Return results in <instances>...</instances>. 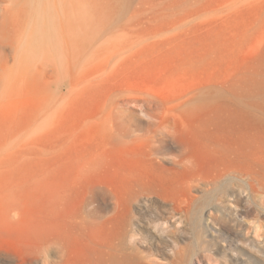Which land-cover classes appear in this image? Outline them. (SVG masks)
<instances>
[{
	"label": "rangeland",
	"instance_id": "1",
	"mask_svg": "<svg viewBox=\"0 0 264 264\" xmlns=\"http://www.w3.org/2000/svg\"><path fill=\"white\" fill-rule=\"evenodd\" d=\"M118 1L99 0L100 17L105 9H116ZM147 7L144 0H132L118 9L116 19L106 22L94 46L85 49L71 87H57L61 97L48 108L46 121H37L26 161L18 168L5 167L2 184L18 179L21 193L29 191L35 205L48 189L64 188L71 211L81 207L89 185H101L106 193L97 192L90 207L102 211L105 229L118 232L127 214L122 200L128 176L159 185L165 200L177 202L190 178L205 192L217 154L200 148L212 147L211 137L238 138L232 145L244 158L264 153V121L231 103L187 114L178 111L201 88H228L263 72L264 0H200L191 10L155 15L146 13ZM158 124L168 125L180 137L187 131L192 141L191 154L179 166L170 163L178 149L170 150L164 171L145 162L135 138ZM116 137L122 141L113 143ZM26 167L27 175L34 173L40 182L32 189L18 176ZM247 181L242 190L248 200L216 196L224 214L212 216L213 226L199 223L197 231L191 216L177 215L170 222L169 205L140 204L131 220L138 232L125 238V250L129 253L135 244L149 264H171L178 252L196 264L199 259L227 264L217 248L229 244V228L234 227L264 252V190L253 191ZM228 216H237L238 223L230 224ZM20 248L13 231L0 229V264H13L7 259H15Z\"/></svg>",
	"mask_w": 264,
	"mask_h": 264
},
{
	"label": "bare ground",
	"instance_id": "2",
	"mask_svg": "<svg viewBox=\"0 0 264 264\" xmlns=\"http://www.w3.org/2000/svg\"><path fill=\"white\" fill-rule=\"evenodd\" d=\"M131 1L115 2L116 9H105L101 18L99 0H0V229L13 231L21 241L19 255L11 261L7 259L10 263L41 264L44 257L45 264H149L136 251L135 244L130 246L129 253L124 248L125 238L138 232L131 220L132 211L140 204L169 205L170 222H175L177 215L186 219L191 216L197 231L199 223L213 226L212 216L224 214L221 202H215L216 196L224 201L248 200L242 190L246 179L251 180L247 183L253 191L264 190V153L241 157L240 149L232 145L238 138L226 140L219 136L211 137L212 147L200 148L217 154V166L206 178L205 192L190 178L182 185V198L170 203L162 197L159 185L140 176H128V190L122 200L127 214L118 232L105 229L102 211L90 207L97 192L106 193L101 185H89L81 207L71 211L66 208L64 188L48 189L35 205L29 191L21 193L18 179L1 183L5 167L18 168L17 164L29 156L37 121L45 122L48 108L61 97L57 87H71L70 81L81 70L85 49L94 46L106 22L116 19L118 9ZM144 1L148 6L144 11L155 15L191 10L200 0ZM104 2L110 4L112 0ZM220 102L231 103L238 111L264 121V70L228 88H201L178 111L192 113ZM135 138L140 142L145 162L161 171L165 170V157L171 149H178V155L172 156V166H179L191 154L188 132L180 137L166 124L151 125ZM194 139L198 141L195 136ZM250 140L256 144V138ZM121 141L119 137L113 139L115 144ZM28 172L26 167L18 176H24V184L32 189L40 182L34 173L27 175ZM113 204L115 210L117 199ZM228 222L234 226L237 216H228ZM229 234V244L217 248L227 264L264 263V252L253 238L234 227L229 228ZM197 262L209 264L204 259ZM171 264L196 262L186 260L178 252Z\"/></svg>",
	"mask_w": 264,
	"mask_h": 264
},
{
	"label": "clouds",
	"instance_id": "3",
	"mask_svg": "<svg viewBox=\"0 0 264 264\" xmlns=\"http://www.w3.org/2000/svg\"><path fill=\"white\" fill-rule=\"evenodd\" d=\"M46 255H47V257H48V253H47ZM41 264H45V259H44V257H41Z\"/></svg>",
	"mask_w": 264,
	"mask_h": 264
}]
</instances>
